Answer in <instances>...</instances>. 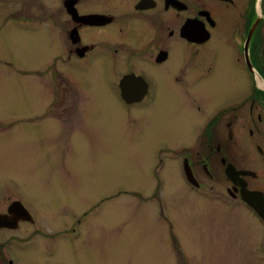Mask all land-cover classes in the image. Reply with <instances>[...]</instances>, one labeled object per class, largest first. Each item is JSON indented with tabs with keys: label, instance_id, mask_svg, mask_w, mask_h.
<instances>
[{
	"label": "flooded vegetation",
	"instance_id": "flooded-vegetation-1",
	"mask_svg": "<svg viewBox=\"0 0 264 264\" xmlns=\"http://www.w3.org/2000/svg\"><path fill=\"white\" fill-rule=\"evenodd\" d=\"M4 2L0 62L11 84L0 87V125L8 132L39 114L69 136L85 110L89 119L100 108L136 111L131 119L138 126L167 121L165 141L172 144L160 150L174 156L180 187L244 206L264 224L241 197L244 189L264 204L258 172L264 168V0ZM26 86L34 105L11 104L12 90ZM138 134L146 138L141 129ZM229 165L235 182L226 175ZM172 179L173 173L170 187ZM37 218L21 199L4 194L0 264H19L16 246L50 236Z\"/></svg>",
	"mask_w": 264,
	"mask_h": 264
},
{
	"label": "rangeland",
	"instance_id": "rangeland-1",
	"mask_svg": "<svg viewBox=\"0 0 264 264\" xmlns=\"http://www.w3.org/2000/svg\"><path fill=\"white\" fill-rule=\"evenodd\" d=\"M5 72L0 62V87L11 84ZM33 93L12 90L10 103L34 105ZM88 112L69 136L39 114L20 128L24 138L0 125V199H21L50 234L16 246L19 264H264V224L252 212L180 187L174 156L161 153L172 144L167 121L145 127L136 111Z\"/></svg>",
	"mask_w": 264,
	"mask_h": 264
},
{
	"label": "water",
	"instance_id": "water-1",
	"mask_svg": "<svg viewBox=\"0 0 264 264\" xmlns=\"http://www.w3.org/2000/svg\"><path fill=\"white\" fill-rule=\"evenodd\" d=\"M226 175L233 182H235V180L238 178V174L235 172V169L230 165L226 168ZM241 197L242 201L250 206L257 216L264 222V204L261 202L260 198H258L257 203V201L244 189H242Z\"/></svg>",
	"mask_w": 264,
	"mask_h": 264
}]
</instances>
